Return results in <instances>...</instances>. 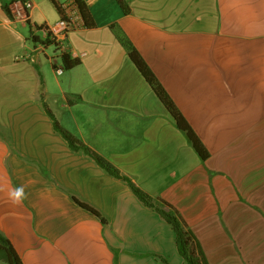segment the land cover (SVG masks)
Returning a JSON list of instances; mask_svg holds the SVG:
<instances>
[{
    "label": "crops",
    "instance_id": "obj_1",
    "mask_svg": "<svg viewBox=\"0 0 264 264\" xmlns=\"http://www.w3.org/2000/svg\"><path fill=\"white\" fill-rule=\"evenodd\" d=\"M17 1L0 0V234L22 264L182 263L172 226L71 150L45 107L155 205L175 210L208 264H264V0H124L127 12L116 0H81L87 19L65 41L71 68L54 45L32 51L31 33L74 0H28L27 23L10 14Z\"/></svg>",
    "mask_w": 264,
    "mask_h": 264
},
{
    "label": "trees",
    "instance_id": "obj_2",
    "mask_svg": "<svg viewBox=\"0 0 264 264\" xmlns=\"http://www.w3.org/2000/svg\"><path fill=\"white\" fill-rule=\"evenodd\" d=\"M74 1L78 5L82 18L84 20L87 19V13L83 2L81 0H74ZM116 1L120 4V6H122L125 12L128 11V8L126 7L124 0H116ZM56 7L58 8L59 6L56 5ZM120 39L124 44L130 58L133 60V62L142 72V74L146 77V79L150 82L159 99L162 101V103L166 106V108L170 111V113L174 117L176 126L182 129L183 131H185L188 139L192 142L194 148L196 149L200 157L202 159L206 158L208 153L206 152L200 141L196 138L191 128L184 121L180 113L174 108L172 102L170 101L169 97L164 92L162 87L155 81L152 74L148 71L143 61L137 55L131 43L128 40H126L125 37L123 36ZM62 60L66 68H71L74 65L78 64V61L76 59H71L66 53L62 54ZM44 109L47 115L52 120L53 129L62 136V138L67 142L71 150L73 151L82 150L86 155L92 158L100 168L105 170L108 174L114 176L115 178L126 181L130 190L145 206L154 208L160 214V216L172 226L173 231L175 233L176 248L180 257L182 258L181 264H208L206 257L193 232L191 231L190 228H188L185 225V223L183 222V220L175 210L173 209L163 210L159 208L158 205H155L152 202L150 196L143 193L128 178L121 176L118 173V171L114 168V166L110 164L107 160H105L103 157H101L91 149L85 147L72 134H70L68 131L63 129L58 124L57 120L55 119V117L47 107H45ZM72 198L79 206L97 215L100 218V220L102 221L105 220L94 208L79 201L75 197ZM0 260L7 264H22V262L16 255L12 245L8 241V239L3 237L1 234H0Z\"/></svg>",
    "mask_w": 264,
    "mask_h": 264
},
{
    "label": "built area",
    "instance_id": "obj_3",
    "mask_svg": "<svg viewBox=\"0 0 264 264\" xmlns=\"http://www.w3.org/2000/svg\"><path fill=\"white\" fill-rule=\"evenodd\" d=\"M32 7V3L28 0L17 1L11 5L10 14L14 20L27 23ZM60 10L63 15L56 22L32 30L31 37L34 40L32 51L43 52L48 45H54L62 54L67 52L65 41L68 32L84 26V21L75 1L62 4ZM62 70V67H57L55 72L59 75Z\"/></svg>",
    "mask_w": 264,
    "mask_h": 264
},
{
    "label": "clouds",
    "instance_id": "obj_4",
    "mask_svg": "<svg viewBox=\"0 0 264 264\" xmlns=\"http://www.w3.org/2000/svg\"><path fill=\"white\" fill-rule=\"evenodd\" d=\"M21 191L22 190H17V192L15 193V195H17V196L20 195Z\"/></svg>",
    "mask_w": 264,
    "mask_h": 264
},
{
    "label": "rangeland",
    "instance_id": "obj_5",
    "mask_svg": "<svg viewBox=\"0 0 264 264\" xmlns=\"http://www.w3.org/2000/svg\"><path fill=\"white\" fill-rule=\"evenodd\" d=\"M0 264H7V263H5V262H3V261L0 260Z\"/></svg>",
    "mask_w": 264,
    "mask_h": 264
}]
</instances>
